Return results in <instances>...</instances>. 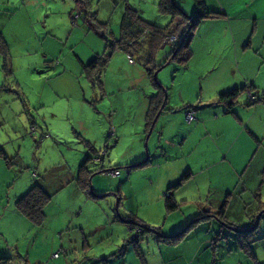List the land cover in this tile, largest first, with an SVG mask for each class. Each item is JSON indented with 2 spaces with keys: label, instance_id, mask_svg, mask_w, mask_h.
Wrapping results in <instances>:
<instances>
[{
  "label": "crops",
  "instance_id": "crops-1",
  "mask_svg": "<svg viewBox=\"0 0 264 264\" xmlns=\"http://www.w3.org/2000/svg\"><path fill=\"white\" fill-rule=\"evenodd\" d=\"M126 1L129 4V0ZM205 2L209 9L222 11L224 15L203 19L190 38L192 56L188 63L184 66L177 64L171 81H157L166 91V108L172 110H162L149 132L147 139L152 143V151L143 167L155 169L154 173L147 175V181L153 185L150 188L155 191L160 210L151 211L155 214L150 216L141 215L137 208L127 209L124 200V211L120 210L122 216L135 215L133 217L142 220L152 230L159 229L168 236L185 230L190 221L203 212L207 219L188 228L175 242L160 241L151 230L127 243L125 240L132 235L126 222L131 219L126 218V222L111 220L97 199L88 197L79 189L74 181L76 169L65 183L71 179L74 181L76 187L72 193L81 198L80 206L85 207L88 210L85 214L91 217L88 221H78L83 209L79 206L68 217V222L62 219L61 223L58 218L50 228L52 233L47 234L44 231L46 225L35 226L14 204L38 183L32 178L34 174L25 173L26 179L22 180V175L12 182L8 176L0 186V258H10L8 262L2 261L3 264H264L252 248L251 252L242 250L234 232L220 224L211 213L224 206L227 220L234 223L229 226L245 229L252 226L253 216L261 209L259 204L264 202V100L251 102L247 92H242L233 106V113H226L224 105L217 101L220 92L245 85L251 88L254 97L264 93V0ZM108 4L114 11L120 6L118 0H100L95 8L97 18L101 7ZM97 54L99 52L94 56ZM147 103L148 98L140 114L144 125ZM186 110H194L197 121H187L184 117ZM87 126L94 124L89 120L82 123L87 140L93 145V141L102 140L105 131L100 126L98 130H87ZM120 127L117 124L111 133L115 136V144L122 141L125 134V129ZM135 133L139 138L131 140L130 154L122 161L127 166L145 161H141L143 152L140 147L142 136L146 134L145 126L143 131L135 130ZM3 144L0 143V150L6 155ZM94 164L91 169L97 168ZM100 167L106 169L103 165ZM132 170L129 169L126 181L133 178ZM185 172L189 177L171 190L172 197L180 203L179 208L167 213L164 192ZM96 174L90 181L93 192L102 196L107 190L103 178ZM113 193L106 192L105 195ZM182 207H191V212L182 211ZM128 210L131 212L127 213ZM233 211L235 219L231 216ZM97 214L99 217L96 218ZM157 216L160 217L158 221ZM52 225L47 223L49 227ZM71 226L79 230L80 235L63 239ZM226 230H230L231 236L220 237L212 249L215 232L225 234ZM38 232L43 233L44 239H38ZM39 240L47 244L46 252L42 246L38 248ZM57 250L58 256L54 257Z\"/></svg>",
  "mask_w": 264,
  "mask_h": 264
},
{
  "label": "rangeland",
  "instance_id": "rangeland-1",
  "mask_svg": "<svg viewBox=\"0 0 264 264\" xmlns=\"http://www.w3.org/2000/svg\"><path fill=\"white\" fill-rule=\"evenodd\" d=\"M88 1L90 9L95 10L100 0ZM118 1L120 6L115 11L109 4L101 7L97 19L108 23L104 38L84 20L75 0H0V35L9 57L5 64L0 54V143L4 142L6 149V156L0 155V186L8 176L12 182L25 173L34 174L32 178L51 194V200L44 208L42 224L46 225L44 231L47 234L52 233L50 228L58 218L61 223L63 220L68 222V217L81 205V198L72 193L76 187L74 181H65L87 156V149L80 140L81 137L88 139L81 127L87 120L94 124L85 127L87 130L100 126L105 131L102 140L93 141L97 154L92 158L99 160H93L91 165L96 163L94 166L99 168L103 165L106 169L118 166L120 172L113 176L96 174L103 178L106 192L118 188L127 209L137 208L141 215L150 216L155 214L151 211L160 210L155 191L150 188L153 185L147 181V175L154 173L155 169L134 168L131 172L133 178L125 180L129 169L122 161L130 154L131 140L139 138L135 130L144 129L141 109L146 106L148 95L154 91L137 54H131L134 60L130 62L124 52L111 48L110 32L117 36L122 15L119 11L127 2ZM157 1L129 0V4L139 14L147 16L148 19L142 18L148 23L164 27L170 23L171 15L160 12ZM172 1L185 15L195 14L193 0ZM167 48L158 54L159 62ZM95 52L108 57L100 73L102 89L88 80L85 68ZM175 67H178L175 62L161 67L155 75L156 80L171 81ZM117 124L125 129V134L121 137L123 140L115 144V136L111 133ZM147 135L142 136L141 161L152 151ZM97 201L107 209L110 217L113 216L115 197L112 194ZM82 208L78 221H88L91 216L85 214L88 211L85 207ZM182 209L191 212V207ZM121 210L124 211L123 208ZM97 215L96 218L99 217ZM231 216L236 218L235 211ZM159 218L157 216L156 220ZM47 223L53 225L49 227ZM226 231L230 233V230ZM76 234L80 235V231L72 227L62 238L69 235L77 237ZM245 235L257 237L251 248L264 260V213L257 227ZM42 237L43 233L38 232V239H44ZM42 242L37 241V246H42L46 252L47 244Z\"/></svg>",
  "mask_w": 264,
  "mask_h": 264
},
{
  "label": "trees",
  "instance_id": "trees-1",
  "mask_svg": "<svg viewBox=\"0 0 264 264\" xmlns=\"http://www.w3.org/2000/svg\"><path fill=\"white\" fill-rule=\"evenodd\" d=\"M75 2L77 8L80 9L79 11L83 14L84 20L87 21L88 24L95 29V31L101 32L102 36L105 38L104 35L107 33L108 23L98 21L96 10L90 9L88 0H75ZM193 2L195 4V14L192 16H187L179 8L178 5L173 3L172 0H158L157 5L159 11L171 15L170 23L165 25L164 27L148 23L144 18H142L137 9L133 8L125 2L126 4L124 6L123 14L120 20L118 36L115 37L113 36V33L110 32V35H112L111 48L113 50H121L128 56V59L131 58L132 60L134 59L131 54L136 53L137 60L143 66L145 74L148 76L151 86L155 89V92L153 94L148 95L147 111L145 114L144 125L146 134H148L149 130L153 128V125L162 110H172V108H166V91L161 87V85L154 77L155 71L171 62H175L182 66L186 65L192 56V50L190 47V38L192 36H190V33L192 32V30H194L203 19L215 18L224 15L222 11L209 9L206 5L205 0H193ZM175 19H177V23H175ZM172 33L178 34L173 43H165L164 45H162L164 39ZM166 47L168 48L167 50L163 51L162 60L159 62L158 54L160 53L161 49H166ZM0 54L3 56L5 64L8 63L9 57L6 49L4 48V42L1 38V35ZM100 55L101 54L95 55L92 60L85 65V68L88 80H90L93 85L94 83H97L99 88L102 89L103 84L100 78V73L102 68L107 64L108 57L105 54L101 55V57ZM250 89V87L245 85L225 90L218 94L217 101L224 105L226 113H233V106L238 102V97L242 92H247L251 102L264 100V93H262L259 97H254V95L251 94ZM187 112L192 113V119L188 120L186 118ZM184 117L187 121H197L194 110H186L184 112ZM80 140L87 149V156L84 162H82L78 166L74 181L78 185L79 189L88 197L92 199L102 198L106 195L99 196L95 194L93 192V189L91 188L90 180L92 175L95 173H104L105 175H109L106 173L108 171L114 170H117L118 174H120V172L117 168L102 170V167H97L96 169H91L90 163L93 160H99L98 158H92V156H94L93 154H97V151L89 140L82 137ZM0 155L6 156L2 150H0ZM5 158L8 161L7 157ZM148 161L149 159L147 156L145 161L135 165L127 166V168H139L148 163ZM188 177V172L183 173L179 180L164 192L165 208L167 213L177 210L180 205V203L172 197L171 190L179 187L182 182ZM113 192L114 193L112 195L115 197V203L117 199V211L114 204V213L113 216L110 217L112 218L111 220L126 222V218L131 219V222L126 223H128L132 238L128 237L125 242L129 243L133 238H135L134 240H136L137 238L143 236L145 233L151 232L152 228L137 217H133L135 215H130V217L122 216L120 210L122 207H124L122 194L120 193L118 188L114 189ZM50 200L51 194L47 193L38 183H35L28 189L26 193L17 198L14 204L16 209L23 216L30 220L35 226H40L45 220L44 208ZM259 208L264 209V202H261L259 204ZM104 210H106L107 214H109L106 208ZM211 213L213 214L212 216L220 224L234 225V223H231V221L229 222L227 220V217L224 214V206H222L218 212ZM253 217L255 218V215ZM204 219H207L205 212L192 219L189 225L186 226L185 230H182L181 232L173 236L164 235L163 233H160L159 229H156L155 231L153 229L152 231L156 233V236L160 241L162 240L166 242H175L184 235L185 231L188 230V228ZM249 231L251 230L236 232L233 231L237 244L242 248V250L246 252H251V245L257 238L254 235L246 236L245 233ZM230 236L231 235L228 232L225 234L223 233V231L215 232V236L213 237L211 242L212 249H214L220 237L225 239ZM58 252L59 251L57 250L55 253H53L54 257L58 256ZM5 260L6 262H8L10 258H0V264H3L2 261Z\"/></svg>",
  "mask_w": 264,
  "mask_h": 264
},
{
  "label": "water",
  "instance_id": "water-1",
  "mask_svg": "<svg viewBox=\"0 0 264 264\" xmlns=\"http://www.w3.org/2000/svg\"><path fill=\"white\" fill-rule=\"evenodd\" d=\"M158 70H159V69H158ZM158 70L155 71V73H154V77H155V75L157 74V71H158ZM150 131H151V130H149V132H150ZM149 132H148V134H149ZM147 138H148V135H147L146 139H147ZM145 144H146V141H145ZM146 158H147V157H146ZM116 203H117V199H116ZM116 203H115V208H116V211H117V204H116ZM262 213H264V209L260 210V211L256 214L252 226L247 227V228H245V229L234 228V227H231V226L226 225V224H223V225H224L227 229H230V230L235 231V232H236V231H248V230H254V229L257 227V225H258V222H259L260 217L262 216Z\"/></svg>",
  "mask_w": 264,
  "mask_h": 264
},
{
  "label": "built area",
  "instance_id": "built-area-1",
  "mask_svg": "<svg viewBox=\"0 0 264 264\" xmlns=\"http://www.w3.org/2000/svg\"><path fill=\"white\" fill-rule=\"evenodd\" d=\"M178 34L176 33H172L171 35H169L168 37H166L162 43V45H164L165 43H173V41L177 38ZM129 61L130 62H133V60L131 58H129ZM186 118L188 120L192 119L193 118V115L191 112H187L186 113ZM106 174H109V175H117L118 174V171L117 170H114V171H108ZM168 194V193H167ZM56 255V254H55Z\"/></svg>",
  "mask_w": 264,
  "mask_h": 264
}]
</instances>
